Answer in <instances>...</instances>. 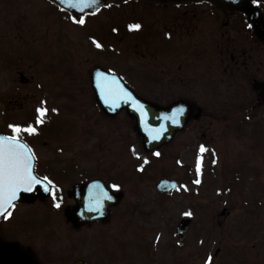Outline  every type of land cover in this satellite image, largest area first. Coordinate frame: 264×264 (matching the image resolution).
<instances>
[{"label":"rangeland","instance_id":"1","mask_svg":"<svg viewBox=\"0 0 264 264\" xmlns=\"http://www.w3.org/2000/svg\"><path fill=\"white\" fill-rule=\"evenodd\" d=\"M120 4L70 25L41 0H0V131L28 116L56 139L47 142L77 143L67 157L82 162L68 167L67 182L55 178L63 188L90 174L125 192L108 226L86 231L99 264H264V106L249 113L250 74L264 73V50L240 15L223 29L206 5ZM181 22L191 25L188 45L170 37L181 34ZM220 34L251 52L248 69L226 67L228 52L214 46ZM97 65L149 100L184 98L202 115L153 156L124 111L109 117L96 104L89 74ZM19 73L33 83L21 86ZM40 99L44 105L35 109ZM161 177L175 178L179 188L159 194ZM183 217L191 222L178 245L175 226Z\"/></svg>","mask_w":264,"mask_h":264},{"label":"flooded vegetation","instance_id":"2","mask_svg":"<svg viewBox=\"0 0 264 264\" xmlns=\"http://www.w3.org/2000/svg\"><path fill=\"white\" fill-rule=\"evenodd\" d=\"M42 2L48 6L50 12L53 10V12L57 13V17L61 18V14L53 9V5L47 3L45 0H42ZM196 5L208 6L209 11L219 27L226 29L232 26L233 20L227 22L224 19L221 22L220 13L213 10L212 6L208 3H188L184 6L187 9L188 6ZM217 12L219 14H217ZM240 17L243 21V17L241 15ZM187 23L188 22H181L179 24L181 29L180 35L170 36L177 44L182 43L183 38H185V44L188 45L191 39L189 38L191 25H187ZM222 24H225V26ZM221 34L219 41L214 42V46L219 48L221 53H223V51L226 53L228 52L229 64L226 65V67L230 66L233 68L241 65L244 69H248L250 61L253 63L251 52L249 53V51H246L241 46H237L238 41L236 39H230L229 36L224 37L221 36ZM171 38L169 39L172 40ZM222 38H225L226 42L223 43ZM201 43L204 46L206 44L205 41H201ZM254 44L261 50H264V47L258 45L256 42ZM195 48L196 46L193 47V49ZM245 55L247 57H243ZM259 58H262V55H258L256 61H259ZM219 60L222 63L224 58L220 57ZM223 63H225V60ZM185 64L188 70H190L189 64ZM252 72L253 68L250 69V73ZM184 76L187 77L185 74ZM255 78H264V73L262 72V75L250 74L251 80ZM21 79L25 80L22 81ZM18 80L21 86H30L34 81L31 76L26 77L23 73L18 74ZM184 83L186 85L189 84L190 79L187 77ZM38 84L39 83H37V85ZM38 89H40V84ZM28 98H30V94L26 92V94L23 95V99L27 100ZM42 99H40L38 107L44 105ZM192 106V115H195L199 107L195 105ZM38 113L41 112L38 111ZM201 115L202 113L200 111L198 118ZM9 124L13 130L8 131V134L23 140L30 147L35 158V172L38 176L45 179L49 186H46L47 190L45 186L36 188L26 199L13 205L8 212L10 215L7 213L0 219V264H99L97 261L99 256H94L93 252L87 247V243L90 239L86 235V231L108 226L113 218V211L120 204L110 208L107 217L102 213L97 215L96 219H89L85 214L79 216L76 214L73 216L75 222L73 221L74 223H72V221L67 220L65 213L67 211H75L77 206L75 197H84L85 193L79 191L74 192V190L71 192V188L74 184L87 183L90 180L98 178L102 179L106 186L114 192L120 190L118 185L112 184V186L108 183L106 178L89 174L85 177H80L82 179L72 180L68 183L66 188H63L58 181H55V178H58L57 180L61 182H67L66 180H62V177L67 170L70 169L68 167L76 168L78 163L82 162L78 161L76 158L67 157L68 150H74L77 147V143L75 147H69L60 144V142L55 143L57 145H55L54 142H47V139H53L54 141L56 139H54L52 135L42 131L39 127L32 125L28 116H24V119L21 121H13L9 122ZM17 128L21 131L16 132L15 129ZM29 128L35 129V131H24V129ZM38 138H44L45 142L41 144L33 142V140ZM40 147L43 148L42 150L46 151L43 157H41L39 153ZM57 205H59V207H57ZM118 219L124 223V214H120ZM80 237H83V239H79Z\"/></svg>","mask_w":264,"mask_h":264},{"label":"water","instance_id":"3","mask_svg":"<svg viewBox=\"0 0 264 264\" xmlns=\"http://www.w3.org/2000/svg\"><path fill=\"white\" fill-rule=\"evenodd\" d=\"M68 9L75 15H81L86 12H94L107 0H53ZM147 1H166V0H147ZM186 1V0H177ZM217 2L219 8L239 10L246 16V21L251 24L252 32L257 39L264 43V18L262 10L255 5L250 4V0H212ZM92 87L94 88L97 101L101 104L104 111L110 115L115 114L121 108H125L127 114L134 119V125L137 132L142 137V144L146 150H154L160 145L168 142L172 135L183 127L189 117L188 105L185 102H174L166 107L146 101L131 90L124 86L120 79L111 73H107L99 68L95 69L91 74ZM252 88L256 92L257 105L264 104V82L254 81ZM0 138L7 140L8 136L0 135ZM15 143H19L15 141ZM25 156L26 151L20 149ZM31 165V176L34 178L29 184L19 187L16 192V198L11 204L6 205L5 209H0V217H2L15 201L21 200L29 193L35 185L39 184L38 177L34 174L33 162L28 161ZM90 185V184H89ZM86 188H90V186ZM176 186L175 181L160 180L157 188L160 191L168 192ZM27 189V190H26ZM79 190H84V186H80ZM111 196V195H110ZM109 196V197H110ZM116 199L119 195L114 196ZM98 198L94 199L95 200ZM82 198L78 202V206L82 207ZM89 208V202L84 208ZM68 218H72L67 215ZM189 220H181L176 226V235L179 243H182L185 230L188 227Z\"/></svg>","mask_w":264,"mask_h":264},{"label":"snow or ice","instance_id":"4","mask_svg":"<svg viewBox=\"0 0 264 264\" xmlns=\"http://www.w3.org/2000/svg\"><path fill=\"white\" fill-rule=\"evenodd\" d=\"M80 23H83V20ZM132 27L138 29L139 25ZM99 46L97 44V47ZM43 115L44 111H41V117ZM15 131L20 132L21 130L17 128ZM24 131L34 132L35 129L29 128ZM15 140V137L7 140L0 138V209H5L6 205L11 204L21 185L29 184L34 180L31 176V165L28 162L31 160V156L25 157L20 151L25 146L15 143ZM203 150L202 148L201 151ZM8 214L10 215V213Z\"/></svg>","mask_w":264,"mask_h":264}]
</instances>
